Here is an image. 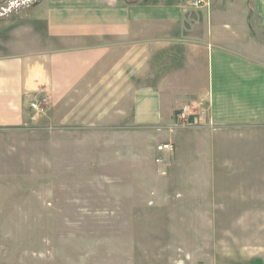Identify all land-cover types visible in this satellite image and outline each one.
Instances as JSON below:
<instances>
[{
  "label": "rangeland",
  "instance_id": "rangeland-1",
  "mask_svg": "<svg viewBox=\"0 0 264 264\" xmlns=\"http://www.w3.org/2000/svg\"><path fill=\"white\" fill-rule=\"evenodd\" d=\"M36 2L0 0L6 45ZM193 120L0 130V264H264V127ZM164 137L176 151L156 164Z\"/></svg>",
  "mask_w": 264,
  "mask_h": 264
},
{
  "label": "crops",
  "instance_id": "crops-1",
  "mask_svg": "<svg viewBox=\"0 0 264 264\" xmlns=\"http://www.w3.org/2000/svg\"><path fill=\"white\" fill-rule=\"evenodd\" d=\"M192 1L37 0L13 44L0 39V130L44 119L64 132L152 136L185 107L207 129L261 130L264 0ZM157 146L156 164L176 151Z\"/></svg>",
  "mask_w": 264,
  "mask_h": 264
},
{
  "label": "built area",
  "instance_id": "built-area-1",
  "mask_svg": "<svg viewBox=\"0 0 264 264\" xmlns=\"http://www.w3.org/2000/svg\"><path fill=\"white\" fill-rule=\"evenodd\" d=\"M26 1H30V0H26ZM192 3L194 6L203 7L208 3V0H193ZM3 9L5 10L6 8H3ZM46 101H47V99L43 98L40 102L45 103ZM40 102H37V101L31 102V107L34 109L40 108L41 107ZM188 111H189V109L187 107H185L178 114V120L185 125L186 124L190 125L194 122V120L191 119V117H193V116ZM157 150H158V152H161V153L162 152H173L175 150V146L172 142H164V143L159 144L157 146ZM162 161H163V157L161 155L156 157L157 163H160Z\"/></svg>",
  "mask_w": 264,
  "mask_h": 264
},
{
  "label": "trees",
  "instance_id": "trees-1",
  "mask_svg": "<svg viewBox=\"0 0 264 264\" xmlns=\"http://www.w3.org/2000/svg\"><path fill=\"white\" fill-rule=\"evenodd\" d=\"M191 119H193V117H191Z\"/></svg>",
  "mask_w": 264,
  "mask_h": 264
}]
</instances>
